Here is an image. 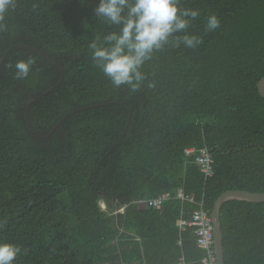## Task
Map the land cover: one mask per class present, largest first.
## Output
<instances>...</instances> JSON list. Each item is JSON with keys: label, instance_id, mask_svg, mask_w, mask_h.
I'll return each mask as SVG.
<instances>
[{"label": "trees", "instance_id": "1", "mask_svg": "<svg viewBox=\"0 0 264 264\" xmlns=\"http://www.w3.org/2000/svg\"><path fill=\"white\" fill-rule=\"evenodd\" d=\"M97 3L17 0L5 17L0 239L22 248L16 264H199L193 228L179 227L196 204L176 191L210 216L225 191L264 193V0H183L203 43L156 53L135 93L93 66L88 44L109 30ZM212 14L220 27L205 32ZM186 148L208 150L212 176ZM220 224L224 264H264V202L227 200Z\"/></svg>", "mask_w": 264, "mask_h": 264}, {"label": "clouds", "instance_id": "2", "mask_svg": "<svg viewBox=\"0 0 264 264\" xmlns=\"http://www.w3.org/2000/svg\"><path fill=\"white\" fill-rule=\"evenodd\" d=\"M16 7L17 0H0V30L5 27L6 15ZM93 12L109 29L88 44L93 66L114 88L126 86L131 93L144 86V67L156 53L181 45L195 49L203 43L201 36L188 32L201 13L185 7L183 0H98ZM219 27V18L208 15L205 32ZM33 63L31 58L17 61L14 78H26ZM22 251L20 246L0 239V264H16Z\"/></svg>", "mask_w": 264, "mask_h": 264}, {"label": "built area", "instance_id": "3", "mask_svg": "<svg viewBox=\"0 0 264 264\" xmlns=\"http://www.w3.org/2000/svg\"><path fill=\"white\" fill-rule=\"evenodd\" d=\"M184 153L186 156L193 158V162L198 165L200 172L204 175V178L212 176L213 162L210 153L206 148L198 150H195L194 148H186ZM170 198L171 195L169 193L163 192L154 198L146 200V203L148 206L158 209L165 200ZM175 198H178L181 201H189L196 204V209L191 212L190 220L186 221L181 219L179 222V227L181 230L184 228V226H190L193 228L195 244L204 252V256L200 260L199 264H216L212 219L210 214L204 209L203 201L201 200L199 202H195L193 197L185 195L181 188L176 191ZM178 244H180V242H178ZM173 264L187 263L184 256L181 254L177 261Z\"/></svg>", "mask_w": 264, "mask_h": 264}, {"label": "water", "instance_id": "4", "mask_svg": "<svg viewBox=\"0 0 264 264\" xmlns=\"http://www.w3.org/2000/svg\"><path fill=\"white\" fill-rule=\"evenodd\" d=\"M257 91L264 98V77L257 82ZM227 200H240L247 202H264V193L247 192L242 190L225 191L221 193L213 204L211 219L213 226L214 250L216 255V264L223 263L222 233L220 224V208Z\"/></svg>", "mask_w": 264, "mask_h": 264}, {"label": "rangeland", "instance_id": "5", "mask_svg": "<svg viewBox=\"0 0 264 264\" xmlns=\"http://www.w3.org/2000/svg\"><path fill=\"white\" fill-rule=\"evenodd\" d=\"M100 206H101V208H103V209L106 208L105 203H104L103 201H100Z\"/></svg>", "mask_w": 264, "mask_h": 264}]
</instances>
